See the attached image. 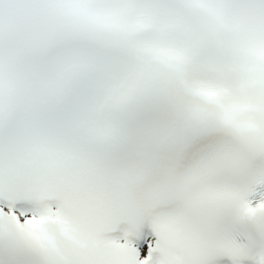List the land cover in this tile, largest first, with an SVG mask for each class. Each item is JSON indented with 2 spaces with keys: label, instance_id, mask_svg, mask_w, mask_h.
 I'll list each match as a JSON object with an SVG mask.
<instances>
[{
  "label": "snow or ice",
  "instance_id": "obj_1",
  "mask_svg": "<svg viewBox=\"0 0 264 264\" xmlns=\"http://www.w3.org/2000/svg\"><path fill=\"white\" fill-rule=\"evenodd\" d=\"M0 264H264V0H0Z\"/></svg>",
  "mask_w": 264,
  "mask_h": 264
}]
</instances>
